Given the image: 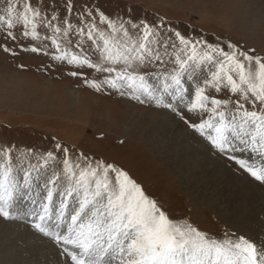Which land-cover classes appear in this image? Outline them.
Here are the masks:
<instances>
[{"label": "snow or ice", "instance_id": "6c2138e0", "mask_svg": "<svg viewBox=\"0 0 264 264\" xmlns=\"http://www.w3.org/2000/svg\"><path fill=\"white\" fill-rule=\"evenodd\" d=\"M171 24L113 18L91 5L77 10L73 0H64L63 16L52 3L7 0L0 35L31 40L28 51L74 66L70 74L96 91L170 113L213 157L264 185V56L187 37ZM3 50L16 55L7 43ZM15 151L0 146V218L24 221L35 239L51 243L55 264H264V239L217 236L173 217L114 163L59 142L44 153L28 150L27 162Z\"/></svg>", "mask_w": 264, "mask_h": 264}, {"label": "rangeland", "instance_id": "374dc122", "mask_svg": "<svg viewBox=\"0 0 264 264\" xmlns=\"http://www.w3.org/2000/svg\"><path fill=\"white\" fill-rule=\"evenodd\" d=\"M41 2L45 7L52 3L63 16L64 0ZM73 3L77 10L91 5L113 18L131 14L154 23L164 18L187 37L203 38L221 47L230 42L264 56V0H73ZM6 5L7 0H0V14ZM76 22L73 17V23ZM5 43L15 49L16 55L3 50ZM32 43L24 39L13 43L0 35V146L14 145V157L23 153L27 162L31 159L28 150L44 153L59 142L128 171L173 217L187 218L200 230L217 236L227 230L249 237L242 232L241 226L233 223L237 218L244 223L239 210L233 206V201L241 198V194L233 191L236 194L230 195L218 185L232 188L226 176L201 162L203 176L198 178L188 171L196 168L190 159L200 162L191 153L184 161L172 163L164 158L167 151L159 154L152 147L154 141L149 135L158 137L157 123L170 116L168 119L175 123L180 137L196 143L201 151L205 148L198 143L201 138H193L187 125L177 123L162 109L140 104L115 90H94L84 84V75L70 74L77 70L74 66L54 62L49 55L28 51ZM81 71L90 74L89 78H102L90 69ZM209 94L217 98L230 95L227 92L217 94L213 90ZM165 137L160 135L157 141ZM175 143L165 150L174 149L180 153L179 142ZM218 157L211 155L213 160ZM219 158L220 164H214V168L238 173L264 193V185L238 170L234 162ZM28 229L24 221L0 218V264H39L40 244L44 241L38 240L33 247ZM54 254L59 259L56 248ZM55 261L53 259V264Z\"/></svg>", "mask_w": 264, "mask_h": 264}, {"label": "bare ground", "instance_id": "6f19581e", "mask_svg": "<svg viewBox=\"0 0 264 264\" xmlns=\"http://www.w3.org/2000/svg\"><path fill=\"white\" fill-rule=\"evenodd\" d=\"M169 117L166 116V118L159 120V122L157 123L158 131H159L158 137H156L157 135H153V134H151L152 136L149 135V139L154 141L152 147L156 149V151H158L159 154L167 151L168 154H166L164 158L166 161L171 160L172 163L184 161L183 159H185L186 156H188L191 153L192 154L191 156H193L195 160H199L200 162L199 163L194 162L192 159H190L189 162L192 164V166L194 165L196 168L190 169L188 171L189 173H191V175H196V177L198 178H200V176L201 177L203 176L202 172L204 165H200L201 162L206 163L207 166L209 168H212L217 174H222L223 176H226L232 188H228L225 185L222 186V184H218V185L220 187L227 189L225 191H227L228 194L230 195L236 194L233 193V191H237V193L241 194V198L233 201L234 202L233 206L235 210H239V215L243 217L244 223H241L238 220V218L235 221H233V223L236 226H241L242 232L247 233V235L249 236L248 238L259 237L261 239H264V193L261 192L260 190L255 189L251 183L245 181L246 179L244 178L245 179L244 180L243 177H241L238 173L237 174L231 173L227 169L226 170L224 169L225 170L224 171L219 168L217 169V167L214 168L213 167L214 164H220V159H221L219 158L220 156L219 157L217 156L219 160L218 159L213 160L211 158V155L207 151L208 148L206 142L202 139L201 141L198 140V143L202 145L204 144L203 146L205 147L204 149L201 148V151H199L198 145L196 143L194 142L191 143V141H189L188 139L187 141L183 140L180 137V134L178 133V128H175L176 127L175 123L173 124V122L170 119H168ZM160 135H164L167 138L165 137L164 140L158 142L157 140L160 139ZM175 142H179L180 153H177L174 149L172 151L165 150L166 147L171 148L172 143ZM210 172H212V170H210ZM182 176L183 175H181V177ZM28 234L31 235L30 239L31 241L34 242V245L32 244V246L34 247L35 244L38 242V239H35L32 236L30 229H28ZM26 241L30 243L27 237H26ZM40 245H42V252H41V256H39V261H38L39 264H53V259L58 260V258H56L54 254L55 247L51 243L44 241V243L43 244L41 243Z\"/></svg>", "mask_w": 264, "mask_h": 264}]
</instances>
